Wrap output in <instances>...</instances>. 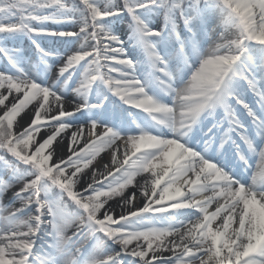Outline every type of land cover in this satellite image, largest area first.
<instances>
[{"label":"snow or ice","instance_id":"obj_1","mask_svg":"<svg viewBox=\"0 0 264 264\" xmlns=\"http://www.w3.org/2000/svg\"><path fill=\"white\" fill-rule=\"evenodd\" d=\"M0 264H264V0H0Z\"/></svg>","mask_w":264,"mask_h":264}]
</instances>
